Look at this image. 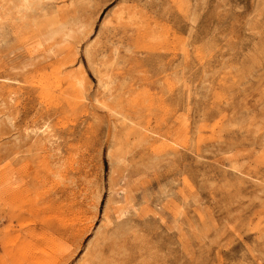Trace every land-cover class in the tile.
I'll list each match as a JSON object with an SVG mask.
<instances>
[{
  "label": "rangeland",
  "instance_id": "374dc122",
  "mask_svg": "<svg viewBox=\"0 0 264 264\" xmlns=\"http://www.w3.org/2000/svg\"><path fill=\"white\" fill-rule=\"evenodd\" d=\"M0 264H264V0H0Z\"/></svg>",
  "mask_w": 264,
  "mask_h": 264
},
{
  "label": "bare ground",
  "instance_id": "6f19581e",
  "mask_svg": "<svg viewBox=\"0 0 264 264\" xmlns=\"http://www.w3.org/2000/svg\"><path fill=\"white\" fill-rule=\"evenodd\" d=\"M4 17V16H3ZM46 26V25H45ZM51 34V33H50ZM80 83V82H79Z\"/></svg>",
  "mask_w": 264,
  "mask_h": 264
}]
</instances>
